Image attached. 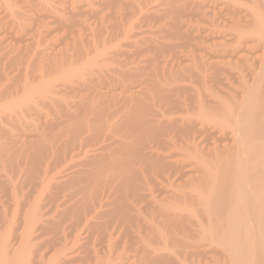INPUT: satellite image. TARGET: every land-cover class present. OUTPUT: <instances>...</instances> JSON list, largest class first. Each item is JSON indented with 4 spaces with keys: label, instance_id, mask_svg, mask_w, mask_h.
Returning <instances> with one entry per match:
<instances>
[{
    "label": "bare ground",
    "instance_id": "obj_1",
    "mask_svg": "<svg viewBox=\"0 0 264 264\" xmlns=\"http://www.w3.org/2000/svg\"><path fill=\"white\" fill-rule=\"evenodd\" d=\"M198 1L200 2V0ZM188 3H190V0ZM180 4L181 2H179ZM172 7L175 8V6ZM200 7L209 9L205 13L207 14L206 21L215 27L218 24L220 29L218 32H201L206 33L205 37H203L204 42L202 40L201 42H208L209 46L203 44L204 52L200 47L203 53L198 51L197 54H200L192 56L193 60H190L191 63H184L181 68L177 67L178 71L174 70L173 67L170 69L175 72L172 70V72H168L165 65L163 67L160 66V68H165L166 71L161 69L163 71L158 70V73L155 72L156 75L152 73L153 76H156V79L151 76L153 80H149L151 73L150 75L147 74V76L149 75L148 79L145 78L147 76L139 75L142 70L139 71L140 68L137 67L140 66L135 67V63L132 62L134 64L132 66L129 61H125L127 59L124 58L127 54L126 51L124 54L122 50L119 49L121 52L116 50L119 48L116 46L120 45V48H122V45L127 44H121V41H123L122 35L128 37L129 34H132V37L129 36L132 40L135 33L129 32L128 35H125L127 32L125 34L121 33V35L118 33L120 37L117 38L118 34L115 33V38H119L118 41L121 42L118 44L119 42L110 35V33L112 34L109 31L111 29L110 26L109 29L100 30V27L98 28L99 30H94L97 34L96 37L104 34L107 36L106 39L99 38V40H104V43L101 41L99 43L98 38L95 36L92 38L94 31L92 35H89L91 36L89 38L93 39V41H87L88 39L84 38L78 39L82 40V44L80 41L76 42H78V45L79 43L83 45V40L87 39V44L91 47L88 48L92 51L90 52L84 49L85 46H82L81 49L84 50L83 56H86L89 53L93 54L94 48V52L100 53L103 51H98L96 47L101 49L104 44L106 46L110 37L112 41L115 40L117 42V45L114 42L115 47L113 46L116 48H113L116 52L113 49L112 52L115 54L117 52L122 53L123 55L117 53L118 57L114 54L117 58H120L119 55L122 60L124 58L123 61L121 60L122 62H118L119 59L111 61L110 54L102 52L103 55H109L107 59L102 60V62L107 60L106 64H104L106 69L102 68V62V64L99 63L102 66V70L98 68V63H95L99 70L95 65H93L94 67L91 65L87 72L82 71L80 75H74L75 69H69L71 66L67 65V72L64 73L66 69L64 66L63 72L61 71L60 73V67L63 64L60 66L61 62L57 63L56 61V69L54 68L56 71L53 70L56 73L59 70L56 77L59 74L62 77V73H64V78L62 77L61 82L64 81L63 79L67 80V83L64 82L66 84L61 83L62 86L64 84L62 87L59 84L61 79L57 78L59 83H57L56 77H54L55 80L51 79L56 74L50 73L51 70L43 72L45 69H37L38 73L42 70L40 75H42L41 73L49 74L48 76L43 74L47 76H44L45 79L42 75L44 80L48 79L46 81L42 80L40 75L35 72L37 70H34L33 67L28 76L29 64L34 62H31V57L27 56V62L30 60L29 64L27 63V67L23 63L21 65V67L24 66L23 71L24 69L27 71L24 73L20 72L21 75H18L19 73L17 75H15L16 73L14 74L17 76L15 77L16 80L23 76L22 74H26V76L20 77L21 79L16 82L18 85V81L20 83L22 79L25 80L24 83L22 82L23 80L21 81V84L23 83L22 86L18 85L21 87V94L16 88V91L13 89V86L10 85L11 83L7 84L5 82L8 86L3 85L0 87V90L2 88L0 101L15 95H20L19 97L26 101L25 103L21 98L24 106H21L20 110L18 105L20 115L22 113L26 115L29 112H35L32 110L33 107L39 105H45L47 108L50 105L56 107L53 108L52 113L48 112V114H53L56 110L57 113H55L58 115V110L62 107L58 103H60L59 101L64 103L68 112H70L67 119L68 124L64 125L61 121L57 122V126H64L62 128L59 127L55 133H53L55 127H51V130L54 129L52 132L53 138L51 137L53 141L51 146H54L51 147L52 154L48 152L50 150L46 147L45 150H40L39 148L44 146L41 144L42 146L39 147L40 141L37 142L35 138L36 140L34 139V141L35 143L37 142L40 151L36 152L41 155L38 157L39 155L37 156L34 153L36 154L34 156L39 163L48 160L46 172L47 169L56 170L58 168V173L64 174L60 177L57 173V176L56 171L53 170L55 173H52L55 176L49 177L51 178L50 180L48 178L49 185L54 186L57 190L61 189L60 194L69 189L64 187L69 186V183L72 184L70 189H73L77 182V187L75 186L76 188L73 189L76 194L80 190L92 188L90 192L92 199L88 193L90 189L86 192L90 200L85 196L86 194L83 195V192L80 191L81 195L86 198V203L84 204V201L81 202L84 197L80 195L83 198L78 201L84 204L82 206L77 205V203H80L76 202L77 200L72 204L71 201L76 198L75 196L66 197L73 198L71 200L66 199L62 195L65 200H69L71 205L68 202V206L64 199L63 202H61L62 199L58 201L56 203L58 205L55 206L57 210L53 214L55 215L54 217L42 213L44 209H42V203H40L39 205H34V208L31 207L32 209L28 210L26 208V211L23 210L25 214H21L23 219L21 218L20 222H14L13 216L11 217L12 221H5L2 218L7 225L6 230L0 234V264H264V0H205L200 3ZM194 9L196 8L194 7ZM143 16L144 14L142 18ZM146 16L149 15L145 14V19ZM56 20L59 22L58 19ZM187 21L190 22L189 19ZM41 22L44 25V22ZM115 23L117 24V22ZM69 25L71 28L72 23H68ZM28 28L27 31H29ZM64 28L66 30V27ZM203 29L202 27L201 31L205 30ZM157 31L156 35H158ZM114 32H116L115 28ZM29 33L31 32L29 31ZM168 34L170 35V33ZM39 35L41 38V34ZM127 37L124 42L130 41V38ZM146 37L141 38L139 36L140 40L144 42L154 40V37ZM76 39L74 37V42ZM66 40L68 39L66 38ZM94 40H97V44ZM140 40H137L136 45H139ZM163 40H166V37ZM187 40L190 39L188 38ZM91 41L93 46H95L93 49L92 45H90ZM131 42L133 44V41ZM163 42L161 41V43ZM170 42L172 41L170 40ZM68 43H70L69 40ZM71 46L73 45L71 44ZM139 46L142 47L143 44ZM75 48L77 47L75 46ZM125 48L124 50H126ZM72 49L74 50V48ZM102 49L108 52L105 48ZM67 50L71 49L67 48ZM82 50L80 53L78 49L75 51L80 55ZM142 50L144 54V49ZM156 50L161 51L159 49ZM185 50H183V53H185ZM75 51H69L72 56H68V53L65 55L61 54L64 55L61 57V61L62 58H65L62 63L68 62V59L70 63L73 60L70 57L74 58L73 55L76 58L77 53ZM23 53L25 54V52ZM96 53L93 55H96ZM141 53L142 51L140 55ZM183 53L181 54L184 55ZM39 54L40 52H38ZM46 55L49 54L46 53ZM89 55L85 58L88 59ZM97 55L100 56L98 53ZM140 55L139 57H142ZM151 55L153 56V54ZM185 55L184 57H186ZM80 56L82 57V54ZM147 56L149 55L147 54ZM21 58L24 57L21 56ZM33 59L32 61H34ZM108 59H110V62ZM149 61L145 60L144 62L146 64ZM37 62L39 61L37 60ZM72 62L71 65L73 66ZM53 63L52 66L54 65ZM69 63L68 65H70ZM42 65L38 66H47ZM155 65L157 66L158 64L155 63ZM170 65L168 66L170 67ZM57 66H60V69ZM78 68L80 67L78 66ZM20 69H16L17 72ZM31 71L36 74V78L40 77L41 79H38L41 81L39 82L32 74L33 81L36 80L38 82L36 84H39V86L36 85L37 87L34 86L36 81L31 82ZM159 71L162 74L159 75ZM9 76L7 77L9 78ZM137 76L147 81H142L138 78L136 80L135 77ZM55 83L60 86L58 87ZM12 84L18 88L15 83ZM33 87L36 89L33 90ZM135 88L137 89L135 90ZM132 89L137 94L135 92L129 94ZM62 90H66L67 92L64 91L63 93L66 92L68 95H65L73 96L74 99L71 98L72 101L70 102L69 100V103L65 101L67 102L65 104L64 100L66 98L64 99V97L66 96H61L63 100L61 97L55 98L56 96L64 95L62 93L57 95ZM34 93L38 94V96L35 95L39 97L37 100ZM25 106L26 108H24ZM52 107L50 106L49 109ZM61 111L63 112V108ZM12 113L11 111V114H9L11 118L15 112ZM47 116L51 117L50 115ZM5 120H7L6 117ZM54 121L53 125L56 124V120ZM58 123L60 124L58 125ZM49 125L46 124L45 127ZM34 141L32 142L34 143ZM25 142L21 143L25 144ZM28 144L30 145V143ZM47 145L49 146L50 144ZM32 146L35 147L37 145L32 144ZM28 150L31 151V149ZM4 151L1 152L4 153ZM30 155L33 154L31 153ZM4 158L6 157L4 156ZM29 167L32 168L31 166ZM40 171L42 172V170ZM28 172L32 173V171ZM36 173L38 172L36 171ZM48 175L45 174V179ZM39 176H41V173ZM87 183L90 187H87ZM91 184H93L92 187ZM98 184L101 185L102 190L97 189L98 194H95L96 192L94 193L93 191H96V189L93 186L96 187ZM62 187L64 190H62ZM72 191H70V194ZM53 194L54 199H58L57 193ZM92 194H95V196L93 195L94 198ZM42 195L41 192L39 196L42 197ZM100 196L102 198L107 197L104 199L105 203L101 202L102 200L99 203L97 199H100ZM38 199L36 198V200ZM59 204L65 208L60 207L62 210H58ZM52 206L54 207V204ZM7 210H10V207ZM13 211L18 212V209H13ZM3 212L6 211L4 210ZM5 218L6 220L8 219L7 217ZM14 219L16 220V218ZM121 243H123L122 246ZM98 247L106 248V252L101 253Z\"/></svg>",
    "mask_w": 264,
    "mask_h": 264
},
{
    "label": "rangeland",
    "instance_id": "obj_2",
    "mask_svg": "<svg viewBox=\"0 0 264 264\" xmlns=\"http://www.w3.org/2000/svg\"><path fill=\"white\" fill-rule=\"evenodd\" d=\"M172 1V2H171ZM181 2V4L180 5H182V6H180L179 5V2ZM189 2V0H0V87L1 86H3V85H7L8 83H11L10 85H12L13 86V89L16 91V89L17 90H19V94H21V92H20V90H21V87H19L18 85L20 84V86H22V84L24 83V79H22L21 81L23 82L22 84H21V81H20V83H19V81H18V85L16 84V82H17V80H20L21 78L20 77H22L23 78V76H26V74L24 75V74H22L23 76H18L19 77V79L17 78V80L15 79V77H17V76H15V75H17L18 73V75H21V73L23 72H26L27 70L26 69H24V71H23V68H24V66H26L27 67V65L29 64V62H30V60H31V62H34L33 64L32 63H30L29 65V72H28V76L30 75L29 73H30V70H32V67H33V69L34 70H37L38 68H40V69H42L43 68V70L45 69H47L46 71L44 70L43 72H49L50 70V73L52 72L53 74L54 73H56V72H54V71H56L55 69V66H56V61H57V63L59 62H61L59 65L60 66H62L61 64H63V66L62 67H60V66H57V68H59L60 69V73H61V71L63 72V67L65 66L66 67V69L64 70L65 72L64 73H66L67 71V66H71V67H69V69L70 68H74L75 69V72H74V75H80L81 73H82V71H88L87 69L88 68H90V66L92 65H95L96 66V64L95 63H98V68H100V70H102L101 69V64L103 63V69L105 68L106 69V66L104 65V64H106L105 62H107V60L105 61V62H102V60H104L105 58L107 59L108 58V56L109 55H103L102 54V52H105L104 54H110V58H112L111 59V61L112 60H118L119 59V61L118 62H120L121 60H122V58H121V54L122 53H119V52H121V51H119V49L120 50H122V52L125 54V51H126V55L124 56V58H127V59H125V61H129L130 62V64H132V62L133 63H135V67L136 66H140V67H137V68H140V70L139 71H143L144 69H146V70H144V72H142V74H141V72H139L140 74L139 75H141V76H147V74H149L150 75V73L152 74V73H154L155 74V72L156 73H158L157 71L158 70H161V69H163V68H160V66L161 67H163V66H165V68L167 67V69L166 70H168V72H172L173 70L172 69H170V68H173L174 70H177L178 71V69H177V67L178 68H181V67H183V65H184V63L185 64H187V63H191V59L193 58L192 56H195L196 54H197V52L199 51L200 53H203L204 51H203V49H204V45L205 46H207L208 45V42L207 43H202V42H204V38L203 37H205V35H206V33H209L208 31H214V32H218L219 31V29L220 28H218L219 27V25L217 24H215L216 25V27L214 26V25H211V24H209L206 20V16H207V14H205L208 10L206 9V8H202V7H200V3L202 2V1H205V0H200V2L198 1L197 2V0H190V3H188ZM195 1V2H194ZM165 2H168V3H165ZM170 2H171V5H170ZM174 2V3H173ZM184 2V3H183ZM186 2V3H185ZM162 3V4H161ZM164 3V4H163ZM175 3H177L178 4V6L180 7H178V6H176L177 4H175ZM193 3V4H192ZM74 4V5H73ZM125 6H124V5ZM128 4V5H127ZM167 4V5H166ZM196 4H199V5H196ZM166 5V6H165ZM189 5V6H188ZM193 5V6H192ZM77 6V7H76ZM171 8H170V7ZM172 6H175V8H173ZM190 6H192V7H190ZM176 7H177V9H176ZM194 7L196 8V9H194ZM173 8V9H172ZM166 9V10H165ZM167 9H168V12H167ZM171 9V10H170ZM175 9H176V11H175ZM181 9V10H180ZM195 11H194V10ZM200 10L199 11V13H198V10ZM206 9V10H205ZM58 10V11H57ZM174 10V11H173ZM183 10V11H182ZM196 10H197V12H196ZM202 10V11H201ZM205 10V11H204ZM187 11V12H186ZM204 11V12H203ZM58 12H59V14H58ZM121 12V13H120ZM175 14H174V13ZM182 12V13H181ZM196 14H195V13ZM201 12V13H200ZM56 13V14H55ZM73 13V14H72ZM123 13V14H122ZM159 13V14H158ZM181 15H180V14ZM185 13V14H184ZM55 14V15H54ZM121 14V15H120ZM144 14V16H143V18H142V15ZM145 14H147V15H149V16H146V19H145ZM155 14V15H154ZM177 14V15H176ZM179 14V15H178ZM74 15V16H73ZM159 15V16H158ZM176 15V16H175ZM184 15V16H183ZM197 15H199V16H197ZM204 15V16H203ZM59 16H60V19H59ZM123 16V17H122ZM178 16V17H177ZM196 16V17H195ZM201 16V17H200ZM54 17V18H53ZM62 17V18H61ZM69 17V18H68ZM149 17V18H148ZM152 17V18H151ZM188 17V18H187ZM123 18H124V20H123ZM183 20H182V19ZM193 18V19H192ZM56 19H58L59 20V22L56 20ZM187 19H189L190 20V22L189 21H187ZM192 19V20H191ZM43 21L44 22V25H42L41 23V21ZM56 20V21H55ZM61 20V21H60ZM73 20V21H72ZM176 20V21H175ZM179 20V21H178ZM194 20V21H193ZM200 20H201V23H200ZM67 21H69V22H66ZM76 21V22H75ZM123 21V22H122ZM171 21V22H170ZM172 21H173V23H172ZM196 21H198V22H196ZM203 21V22H202ZM30 22H31V24H30ZM51 22H52V24H51ZM62 22V23H61ZM70 22L72 23V27L70 28V25L68 26V23L70 24ZM115 22H117V24L115 23ZM119 22V23H118ZM170 22V23H169ZM178 23V24H176V23ZM183 22V23H182ZM185 22H186V24H185ZM38 23H39V26H38ZM61 23V24H60ZM30 24V25H29ZM33 24H35V25H33ZM55 24V25H54ZM75 24H76V26H75ZM118 24H120V25H118ZM197 24V25H196ZM40 25H42V26H40ZM65 25V26H64ZM113 25V26H112ZM115 25V26H114ZM122 25V26H121ZM136 25H137V27H136ZM168 25V26H167ZM190 25H191V27H190ZM199 25V26H198ZM33 26V27H32ZM59 26H61L60 28H59ZM62 26H64V27H66V30H65V28L64 27H62ZM111 26V29L109 30L110 32H112V34L109 32V31H107V32H109L110 33V35H112L113 36V38L115 39V40H117V42H119L118 41V39H116L117 37H120V35H121V33L122 34H125L126 32V34L125 35H128L129 34V32L131 33H135L134 34V39H132L131 40V38L129 37V36H131L132 37V34H129V36L127 37V38H130L129 40V42L127 41H125L124 42V39L126 38L124 35H122L123 37H122V39H123V41H121V42H119L118 44H124V43H127L126 45H122L121 47L122 48H120V45L119 46H116V47H119L118 49H116V48H114L115 46V44L117 43V42H115V40L114 41H112L111 39L112 38H110L109 37V39L111 40H107V45L105 46V44H104V46L103 47H101V49H99V47H96V48H98L97 50L98 51H101V50H103V51H101L100 53L99 52H97L99 55L100 54H102V55H100V56H98L97 55V53L96 52H94L95 51V48L93 49V47H95V46H93V44H92V41H93V39H90L89 37H91V36H89V35H92L94 32V35H92V38H93V36H95L96 37V31H94V30H99L98 28H100L101 27V29L100 30H105V28H108L109 29V27ZM116 26H119V27H116ZM133 26V27H132ZM167 26V27H166ZM195 26V27H194ZM205 29H203L204 31H201L202 30V27ZM29 27V28H28ZM43 27V28H42ZM135 27H136V29H135ZM170 27V28H169ZM176 27H178V28H176ZM194 27V28H193ZM198 27V28H197ZM27 28H28V30L31 32V33H29L28 34V32L29 31H27ZM30 28H32V29H30ZM114 28H115V31L116 32H114ZM116 28H117V30H116ZM123 30H122V29ZM134 30H132V29ZM164 28V29H163ZM200 28V29H199ZM207 28H209V29H207ZM214 28H215V30H214ZM37 29V30H36ZM43 29V30H42ZM63 29V30H62ZM119 29V30H118ZM167 29V30H166ZM173 29V30H172ZM189 29V30H188ZM207 29V30H206ZM68 30V31H67ZM107 30V29H106ZM131 30V31H130ZM158 30V31H157ZM163 30H165V31H163ZM27 31V32H26ZM37 31V32H36ZM45 31H48V32H45ZM65 31V32H64ZM72 32L71 34H70V32ZM94 31V32H93ZM138 31V32H137ZM140 31V32H139ZM156 31H157V33H158V35H156ZM179 31V32H178ZM192 31V32H191ZM199 31V32H198ZM205 31H207L206 33H201V32H205ZM41 32V33H40ZM45 32V33H44ZM93 32V33H92ZM101 32V31H100ZM99 32V33H100ZM104 32V31H103ZM152 32V34H150V33ZM155 32V33H154ZM173 32V33H172ZM181 32V33H180ZM189 32V33H188ZM196 32V33H195ZM41 34V38H40V35L39 34ZM65 33V34H64ZM67 33V34H66ZM70 35H69V34ZM97 33H98V31H97ZM115 33L116 34H118V36H116L115 35ZM155 35H154V34ZM159 33H160V35H159ZM161 33H163V34H161ZM168 33H170V35L168 34ZM177 33V34H176ZM187 33V34H186ZM192 33H194V34H192ZM32 34H34V35H32ZM73 34H74V36H73ZM138 34V35H137ZM140 34V35H139ZM149 34V35H148ZM168 36H167V35ZM172 34V35H171ZM180 34V35H179ZM189 34V35H188ZM197 34V35H196ZM202 34V35H201ZM204 34V35H203ZM32 35V36H31ZM46 35V36H45ZM76 35V36H75ZM105 35V34H104ZM100 36L101 38H103V39H106V35L105 36ZM116 36V38H115V36ZM153 35V36H152ZM177 35V36H176ZM179 35V36H178ZM190 35H191V37H190ZM200 35V36H199ZM64 37L63 39H62V37ZM82 36V37H81ZM99 36V35H98ZM96 37V38H98V41H99V43H100V41L101 42H103L102 41V39L101 40H99V38L100 37ZM139 36H141V38L142 37H145V36H149V38H153L154 40H150V42H144V41H141L140 40V38H139ZM160 36H162L163 37V39H164V37H166V40H163L162 39V37H160ZM175 36V37H174ZM181 36V37H180ZM199 36V37H198ZM72 37V38H71ZM74 37L75 38H77L76 40H75V42H74ZM105 37V38H104ZM136 37V38H135ZM146 37V38H147ZM160 37V38H159ZM201 37V38H200ZM40 40H39V39ZM44 38V39H43ZM61 39V41H60V39ZM66 38L70 41V43H68V40H66ZM84 38H87L86 40L87 41H90V40H92L91 41V44L90 45H92V49H93V54L94 53H96V55H93V54H91V53H89V54H91V55H89V58L88 59H86L85 57L86 56H88V55H84L83 56V54H84V50H82L81 48H82V46H85V48L84 49H87V50H89V48H91L90 46H89V44H87V41L86 40H83L84 41V43H83V45H81L82 43H81V41L80 40H78V39H84ZM138 38V39H137ZM186 40H185V39ZM190 39V40H187V39ZM193 38V39H192ZM195 38V39H194ZM59 39V40H58ZM95 39V38H94ZM122 39H120V40H122ZM162 39V40H161ZM168 39V40H167ZM173 39V40H172ZM177 41H176V40ZM182 39V40H181ZM127 40V39H126ZM137 40H140L141 41V43H140V41H139V45L141 44V46H142V44H143V46H144V48H143V46L142 47H140L139 45H136V42H138ZM170 40L172 41V42H170ZM178 40H180V41H178ZM192 40V41H191ZM201 40H202V42H201ZM212 40V39H211ZM39 41V42H38ZM76 41H80V43H79V45H78V42H76ZM97 41V40H96ZM95 40H94V42H96ZM106 41V40H105ZM131 41H133V44H132V42ZM161 41H164L163 43H161ZM185 41V42H184ZM187 41V42H186ZM194 41V42H193ZM72 42V43H71ZM86 42V43H85ZM114 42H115V44H114ZM143 42V43H142ZM152 42V43H151ZM157 42H159V43H157ZM166 42V43H165ZM168 42V43H167ZM170 42V43H169ZM177 42V43H176ZM199 42V43H198ZM200 42H201V44H200ZM206 42V41H205ZM212 42H213V40H212ZM74 43H75V45H74ZM88 43H90V42H88ZM99 43H98V45H99ZM104 43V42H103ZM109 43H112V44H109ZM147 43V44H146ZM149 43H150V45H149ZM174 45H173V44ZM39 44V45H38ZM71 44L74 46H71ZM96 44H97V42H96ZM102 44V43H101ZM146 44V45H145ZM153 44V45H152ZM157 44H159V45H157ZM167 44V45H166ZM170 44V45H169ZM194 44H196V45H194ZM197 44H198V46H197ZM204 44V45H203ZM210 44V43H209ZM61 45V46H60ZM70 45V46H69ZM78 45V46H77ZM81 45V46H80ZM103 45V44H102ZM117 45V44H116ZM131 47H130V46ZM163 45V46H162ZM169 45V46H168ZM179 47H178V46ZM194 45V46H193ZM64 48H63V47ZM66 46H69V47H66ZM75 46L77 47V48H75ZM97 46V45H96ZM114 46V47H113ZM126 47L125 49L126 50H124V47ZM137 46V47H136ZM153 46H155V47H153ZM174 46V47H173ZM187 46H188V48H187ZM209 46V45H208ZM61 47V48H60ZM65 47H66V49H65ZM79 47H80V49L82 50V57L79 55V53L81 52V50L79 49ZM89 47V48H88ZM158 47V48H157ZM162 47V48H161ZM165 47H168V48H171V49H168V48H165ZM194 47V48H193ZM199 47V48H198ZM200 47H201V49H202V51H201V49H200ZM29 48V49H28ZM67 48H69V49H71V50H69V51H75V50H77L78 49V51H79V53H77V51H75L77 54H76V58H75V56L73 55V57L74 58H72V57H70V59L73 61H71L72 63H73V66L71 65V62L69 63V59H68V57H67V59H68V62H64V63H62V61H64V59L62 58V61H61V57L62 56H64L65 54H67L68 53V56H72V55H70L69 54V51L67 50ZM72 48H74V50L72 49ZM102 48H105V50H107L108 52H106V51H104V49H102ZM116 49L117 51H119V52H117V53H119L120 55H119V57L120 58H117L118 56L114 53V52H116V50H114V49ZM133 48H134V50H133ZM151 48V49H150ZM186 49L184 52L185 53H183V50L184 49ZM192 48V49H191ZM112 49L114 50V52H112ZM138 49V50H137ZM142 49H144V54H143V50ZM155 49V50H154ZM156 49H159V50H161L160 52L158 51V50H156ZM174 49V50H173ZM28 50V51H27ZM42 50H43V53H42ZM58 50V51H57ZM64 50V51H63ZM65 50H67L66 52H65ZM136 50V51H135ZM167 50V51H166ZM168 50H169V52H168ZM63 51V53H61ZM90 51V50H89ZM88 51V52H89ZM92 51V50H91ZM90 51V52H91ZM128 51V52H127ZM132 52V53H130V52ZM135 51V52H134ZM142 51V53H141V55H140V52ZM145 51H146V55H145ZM157 51V52H156ZM179 52V53H173V52ZM192 51V52H191ZM23 52H25V54L23 53ZM28 52V53H27ZM38 52H40V56L38 55ZM75 52H73V53H75ZM110 52V53H109ZM112 52V53H111ZM152 52V53H151ZM159 52V53H158ZM164 52V53H163ZM166 52V53H165ZM9 53V54H8ZM30 53V54H29ZM35 53V54H34ZM36 53H37V55H36ZM46 53L47 54H49V55H46ZM86 54H87V52H85ZM128 53H130L129 55H128ZM157 53V54H156ZM163 53V54H162ZM169 53V54H168ZM170 53H172L173 54V56H172V54H170ZM181 53H183L186 57H184V55H182ZM187 53H188V55L189 56H191L190 58H189V56L187 55ZM200 53H198V54H200ZM18 54H19V56H18ZM21 54V55H20ZM26 54H28V55H26ZM60 54V55H59ZM61 54H64V55H61ZM72 54V53H71ZM112 54V55H111ZM117 56H115V55ZM135 54V55H134ZM142 54H143V56H142ZM147 54L149 55V56H147ZM151 54H153V56L151 55ZM155 54V55H154ZM159 54V55H158ZM174 54H176L175 56H174ZM191 54V55H190ZM192 54H194V55H192ZM197 54V55H198ZM34 55H35V58H34ZM123 55V54H122ZM127 55H128V57H127ZM139 55L140 56H142V57H139ZM147 56V57H145V56ZM180 55V56H179ZM181 55H182V57H183V60H182V57H181ZM12 56V57H11ZM21 56L22 57H24V58H21ZM30 58V60H29V62H27L28 60V57ZM49 56V57H48ZM131 56V57H130ZM155 56V57H154ZM169 56H170V58H169ZM179 56V57H178ZM187 56H188V58H187ZM18 57V58H17ZM77 57H79L80 58V60H79V58H77ZM115 57V58H114ZM123 57V56H122ZM135 57V58H134ZM137 57V58H136ZM143 57H145V58H143ZM34 58V59H33ZM38 58V59H37ZM83 58V59H82ZM84 58H85V60H84ZM114 58V59H113ZM124 58H123V60H124ZM147 58V59H146ZM159 58V59H158ZM186 58V59H185ZM11 59V60H10ZM13 59V60H12ZM18 59V60H17ZM25 59V60H24ZM32 59L34 60V61H32ZM66 59V60H67ZM83 61H82V60ZM137 61H136V60ZM138 59H139V61H138ZM151 60V61H149V60ZM158 59V60H157ZM167 59H169V60H167ZM37 60L39 61V62H37ZM65 60V61H66ZM109 60V62H110V59H108ZM122 60V61H123ZM149 61V63L148 62H146V64H145V62L144 61ZM155 60V61H154ZM161 60V61H160ZM166 60V61H165ZM193 60V59H192ZM11 61V62H10ZM15 61V62H14ZM19 61V62H18ZM21 61V62H20ZM36 61V62H35ZM121 61V62H122ZM124 61V62H125ZM182 61V62H181ZM185 61H190V62H185ZM41 62H43L42 64H44V65H47L48 63V65L47 66H44V67H40V66H38V65H41V66H43L42 64H39V63H41ZM54 62V63H53ZM102 62V63H101ZM129 62H127L128 64H129ZM138 62H140L141 63V65H140V63L138 64ZM150 62H152V63H150ZM153 62H155L156 64H158L157 66H159V67H157L156 65H155V63H153ZM160 64H159V63ZM181 64H180V63ZM21 63V64H20ZM22 63L24 64V66H22L21 67V65H22ZM28 63V64H27ZM37 65H36V64ZM52 63L54 64L53 66H52ZM68 63L70 64V65H68ZM99 63H101V64H99ZM126 63V64H127ZM172 63V64H171ZM183 63V64H182ZM14 64V65H13ZM16 64V65H15ZM34 64H35V66H34ZM129 64V65H130ZM137 64V65H136ZM164 64V65H163ZM171 64V65H170ZM18 65V66H17ZM33 65V66H32ZM67 65V66H66ZM143 65V66H142ZM153 65H154V67H153ZM168 65H170V67L168 66ZM177 65V66H176ZM18 68H17V67ZM20 66V67H19ZM51 66V67H50ZM78 66L80 67V68H78ZM132 66H134V64H132ZM145 66V67H144ZM146 66H148V67H146ZM172 66V67H171ZM176 66V67H175ZM30 67H31V69H30ZM50 67V68H49ZM53 67V68H52ZM64 67V68H65ZM94 67V66H93ZM92 67V68H93ZM142 67V68H141ZM144 67V68H143ZM157 67V68H156ZM19 68H21L20 69V71H18L17 72V70H19ZM36 68V69H35ZM52 68V69H51ZM55 68V69H54ZM91 68V69H92ZM96 68H97V66H96ZM97 68V69H98ZM153 68H155L153 71H152V69ZM165 68L163 69V70H165ZM169 68V69H168ZM17 69V70H16ZM97 69H95V70H97ZM22 70V71H21ZM33 70V71H34ZM39 70V69H38ZM38 70L37 71H35V72H37L38 73ZM54 70V71H53ZM99 70V69H98ZM163 70H161V71H163ZM165 70V71H166ZM170 70V71H169ZM172 70V71H171ZM16 71V72H15ZM33 71H31V77H32V79L30 78V77H28V78H30L31 79V82L33 81V76H32V74H34V72ZM40 71H42V70H40ZM40 71H39V75H40ZM58 72H59V70H57ZM161 71H159V75L160 74H162V73H160ZM21 72V73H20ZM33 72V73H32ZM57 72V73H58ZM149 72V73H148ZM173 72H175V71H173ZM16 73V74H15ZM57 73L55 74V76L53 75L52 77L53 78H51V79H54V77H56V75H57ZM64 73H62V77H63V74ZM15 74V75H14ZM42 75L43 74H47V76L49 75L48 73H41ZM143 74H145V75H143ZM9 76V78L7 77V76ZM38 75V76H39ZM42 75H40V77L42 78ZM45 75H43V78L45 79V77H47V76H45ZM51 75V74H50ZM61 74H59L58 76H60ZM149 75L147 76V77H145L146 79H148V77H149ZM156 75V74H155ZM5 76H6V78H5ZM36 76V74H34V77ZM45 76V77H44ZM56 77V81H58L57 83H59V79H61L60 80V85L62 86V84L61 83H64V82H66L67 80H65V79H63L64 81L63 82H61L62 81V77L60 76V77ZM151 76H153V74L152 75H150V77H149V80H153L152 78L154 77L155 79H156V76H153V77H151ZM10 77H11V80H10ZM40 77H35L36 78V80H41L40 79ZM51 77V76H50ZM50 77H48L49 79H50ZM143 77V78H144ZM8 78V79H7ZM25 78V77H24ZM42 78V80H44ZM57 78H59V79H57ZM64 78V77H63ZM140 79V80H142V78H140V77H135V79L136 80H138V79ZM6 79V80H5ZM154 79V80H155ZM13 80V81H12ZM35 80V81H36ZM38 80V81H39ZM46 80H48L47 78H46ZM46 80H44V81H46ZM55 80V79H54ZM148 80V81H149ZM35 81H33V82H35ZM142 81H147V80H142ZM5 82L7 83V84H5ZM30 82V81H29ZM30 82V83H31ZM39 82H41V81H39ZM140 82V81H139ZM12 83H15V85L16 86H18V88L17 87H14V85L12 84ZM36 83H38L37 81L35 82V85H34V83H32L35 87H37L36 85H38L39 86V84H36ZM43 83V82H42ZM57 83H55L56 85H57ZM67 83V82H66ZM66 83H64V84H66ZM31 84V85H32ZM57 85L58 87L60 86V85ZM64 84H63V86H64ZM8 86V85H7ZM62 86V87H63ZM6 87V86H5ZM16 88V89H15ZM29 89H32V88H29ZM36 89V88H35ZM34 89V87H33V90H35ZM59 89V88H58ZM61 89V88H60ZM137 88H135V90H136ZM1 90H2V88H1ZM0 90V91H1ZM14 90H12L13 92H15ZM23 90V89H22ZM64 91H66V90H62V92H60L59 94H57V95H60L61 93L62 94H64V95H60V96H56L55 98H59V97H61V96H66V97H64V99L66 98V100H64V102L65 101H67L68 103H69V100H70V102L72 101V99H74L73 98V96H67L68 94L65 92V93H63ZM132 92H129V94L130 93H136L137 94V92L136 91H134L133 89L131 90ZM117 93H118V91H117ZM65 94H67V95H65ZM128 94V93H127ZM128 94V95H129ZM38 96V94H36V93H34V96ZM70 95V94H69ZM74 95V94H73ZM20 96V95H19ZM18 95L16 96H13V97H10V98H8V99H6V100H1L0 101V211H1V215H0V220L3 218V219H5V221H12L11 220V217L13 216V221L15 222L16 221V223L19 221V220H21V218L23 219V214H25V211H26V208L29 210V209H32V208H34V205H36V204H40V203H42L41 204V207H43L42 209H44V211H42V209H41V211H42V213H45V215H47V216H52V217H54L55 215H53V214H55V210H57V208L55 207V206H57L56 205V203H58V201H60L61 199V202H63L64 200H65V198L66 197H69L70 195H71V197L73 196H75L76 198L79 196V198H74V200H72L71 198H66V199H71L72 201V204L74 203V201H76V202H80V201H78V200H81V198H83L84 196L83 195H85L86 194V192H87V190L88 189H90V188H86V189H84L83 191L82 190H80L81 192H83V195H81L82 193L79 191V193L78 194H76L75 192L76 191H74L73 189H75L77 186V182H76V185H74V187H73V191L70 189V187H72V184H70L69 183V186H64V187H68L69 189H67V190H65V192H64V194H63V192H61L62 194H60V188H59V190H57L54 186H51V185H49V180L51 179V178H49V177H54L55 176V174H53V173H55V172H53V170L54 171H56V175H57V173H58V168L55 170V169H53V170H48L47 169V172H46V168H47V165H46V163L48 162V160H45V162H43L42 161V163H39V161L37 160V158H35V156H36V154H37V156L39 155V149L40 150H45V147L46 148H48L50 151H48V152H51V154H52V148L51 147H54L53 145L51 146V142H53L52 141V138H53V135H52V132L54 131V129H55V131L53 132V133H55L58 129H59V127L60 128H62L65 124H68V117H69V114H70V112H68V110H67V107H65V105H64V103L62 102V101H59L60 103H58V105H62V107L61 108H59V113H58V115L56 114L57 112H56V110L54 111V113L53 114H48V112L50 113L51 111H53L54 109L53 108H56V107H52V105H50L52 108L51 109H49L50 108V106H48L49 108H47L45 105H39V106H36V107H33V111H35V112H29V113H27L26 115L24 114V113H22V115H20L21 113L19 112L20 110H21V106H24V103L22 104V102L21 101H23L20 97H19ZM35 96V97H36ZM55 96V95H54ZM68 97V98H67ZM19 98V99H18ZM39 97H36V100L38 99ZM72 98V99H71ZM10 99V100H9ZM61 99L63 100V97H61ZM60 99V100H61ZM20 100V101H19ZM4 101V102H3ZM18 102H19V104H18ZM24 102L26 103V101L24 100ZM67 102H65V104H67ZM20 103H21V105H20ZM8 105V106H7ZM10 105V106H9ZM11 105H14V106H11ZM18 105H19V107H18ZM26 105V104H25ZM45 106V107H44ZM17 107V108H16ZM13 108V109H12ZM20 110H19V109ZM23 108V107H22ZM24 108H26V106L24 107ZM36 108V109H35ZM46 108V109H45ZM62 108H63V112L61 111L62 110ZM11 109V110H10ZM15 109V110H14ZM35 109V110H34ZM50 111H49V110ZM18 110V111H17ZM32 110H30V111H32ZM46 110V111H45ZM74 110V109H73ZM73 110H71V111H73ZM11 111L16 115H14L13 113V117L11 118V116L9 115V114H11ZM10 112V113H9ZM19 112V113H18ZM68 112V113H67ZM8 113V114H7ZM52 113V112H51ZM19 114V115H18ZM32 114V115H31ZM39 114H41V115H39ZM50 115L51 117H52V119H51V117H49V116H47V115ZM3 115H5V116H3ZM43 115V116H42ZM56 115V116H55ZM7 116H9V117H7ZM18 116V117H17ZM42 116V117H41ZM54 116V117H53ZM58 116H60V118H58ZM5 117L7 118V120H5ZM15 118H17V119H15ZM19 118V119H18ZM58 119V120H57ZM61 119V120H60ZM4 120V121H3ZM46 120V121H45ZM48 120V121H47ZM54 120H56V124H54L53 125V123L55 122ZM66 120V121H65ZM1 121H3V122H1ZM50 121V122H49ZM51 121H53V122H51ZM63 122L62 124H64L63 126L62 125H60V126H57V122ZM39 122V123H38ZM48 122V123H47ZM42 124V125H41ZM45 124V125H44ZM46 124H51V125H49L48 127H45L46 126ZM60 123H58V125H59ZM56 125V126H55ZM51 127H55L53 130H51L52 128ZM58 127V128H57ZM34 130H35V133H34ZM43 132V133H42ZM49 132V133H48ZM51 133V134H50ZM48 134V135H47ZM38 135H40V136H38ZM35 136V137H34ZM24 137V138H23ZM52 137V138H51ZM37 140H36V139ZM31 139H33L32 141H34V139L38 142V141H40L39 142V147L40 146H44V147H38V144H37V142L35 143V141H34V143L32 142V141H30ZM51 139V140H50ZM15 140V141H14ZM17 140V141H16ZM25 140H26V142H25ZM30 141V142H29ZM43 141V142H42ZM46 141H47V143H46ZM48 141H49V143H48ZM24 143L25 142V144H22V143ZM28 143H30V145L28 144ZM36 144L37 146H35V147H33L32 146V144ZM55 143V142H54ZM42 144V145H41ZM45 144V145H44ZM47 144H50L49 146L47 145ZM14 145V146H13ZM20 147H19V146ZM25 146V147H24ZM18 147V148H17ZM24 148H25V152H24ZM35 148V149H34ZM39 148V149H38ZM27 149H31V151L30 150H28L27 151ZM38 149V150H37ZM53 149H55V148H53ZM5 150V151H4ZM23 150V151H22ZM34 150V151H33ZM4 151V153H2V152ZM22 153H21V152ZM36 151H39V152H36ZM28 152V153H27ZM30 152V153H29ZM19 153H21V154H19ZM26 153H27V155H26ZM33 154V155H30V154ZM34 153H36V154H34ZM6 154V155H5ZM12 155V157H11V155ZM29 154V155H28ZM9 155V156H8ZM15 155V156H14ZM20 155H21V158H20ZM24 155H26L25 157H22V156H24ZM35 155V156H34ZM41 155V154H40ZM40 155L38 156V157H40ZM46 155V154H45ZM2 156V157H1ZM4 156L6 157V158H4ZM29 156V157H28ZM19 157V158H18ZM31 157V158H30ZM1 158H2V161H1ZM27 158V159H26ZM3 159H5V160H3ZM10 159H11V162H10ZM31 159H33V160H31ZM21 160H23V161H21ZM25 160V161H24ZM5 161V162H4ZM15 161H16V163H15ZM18 161V162H17ZM20 161V162H19ZM30 161V162H29ZM37 161V162H36ZM3 162V163H2ZM32 162V163H31ZM36 162V163H35ZM21 163V164H20ZM45 163V164H44ZM15 164V165H14ZM17 164H18V166H17ZM23 164V165H22ZM27 164V165H26ZM29 164V165H28ZM32 164V165H31ZM34 164V165H33ZM39 164V166H37ZM41 164H43V165H41ZM15 166H17V167H15ZM27 166V167H26ZM29 166H31L32 168H30ZM33 166H34V168H33ZM36 166V167H35ZM13 168V170H11L12 168ZM42 167V168H41ZM44 167H45V169H44ZM11 168V169H10ZM19 168V169H18ZM21 168H22V170L24 171H22L21 170ZM37 168V169H36ZM15 169V170H14ZM18 169V170H17ZM27 169V171H25ZM30 169V170H29ZM32 169V170H31ZM38 169H39V171H38ZM59 169H61L60 167H59ZM40 170H42V172L40 171ZM20 171H22V172H20ZM28 171H32V173L31 172H28ZM36 171L38 172V173H36ZM20 172V173H19ZM27 172V173H26ZM53 172V173H52ZM59 172H60V170H59ZM19 173V174H18ZM40 173H41V176H39L40 175ZM43 173V174H42ZM29 174V175H28ZM31 174V175H30ZM37 174V175H36ZM45 174H49L47 177H46V179H45ZM51 174V175H50ZM25 175H26V179H25ZM34 175H35V177H34ZM44 177H43V176ZM52 175H54V176H52ZM58 175L60 176V177H62V175H64V174H60V173H58ZM57 175V176H58ZM21 176V177H20ZM22 176H24V177H22ZM39 177V178H38ZM43 177V178H42ZM36 178V179H35ZM48 178H49V180H48ZM57 178H59V177H57ZM28 179V180H27ZM42 179H45V180H42ZM35 180V182H33ZM26 181V182H25ZM41 181V182H40ZM21 184H22V186H21ZM45 185V186H44ZM66 185H68V184H66ZM71 185V186H70ZM83 185H86V184H83ZM87 185H88V183H87ZM92 185L93 184H91V187H92ZM37 188H36V187ZM51 186V187H50ZM76 186V187H75ZM22 189H21V188ZM87 187H90V185H88ZM97 187V188H96ZM96 187L95 186H93V188H95L96 189V191H93L95 194H98L97 192H98V190L97 189H99L100 191L102 190V188H101V185H96ZM101 189H100V188ZM15 188V189H14ZM63 188V187H62ZM65 188V189H66ZM43 189V190H42ZM95 189H93V190H95ZM17 190V191H16ZM53 190H54V192H53ZM55 190H57V191H55ZM62 190H64V188L62 189ZM72 191V192H74V193H72L71 192V194H70V191ZM32 191V192H31ZM59 191V192H58ZM92 191V188L90 189V190H88V193H89V195L91 194L90 192ZM28 192V194H26ZM41 192H42V197H40L39 195H41ZM57 193V195L59 196L58 197V199H54L55 197H53L54 196V194L52 195V193ZM67 192H68V194H67ZM85 192V193H84ZM32 193V194H31ZM87 193V194H88ZM50 194V195H49ZM73 194H76V195H73ZM87 194L85 195L88 199L91 197V195H90V197L89 196H87ZM95 194H92V196L94 195L95 196ZM16 195V196H15ZM27 195V196H26ZM65 196V198H63V196ZM80 195L81 196H83V197H80ZM39 196V197H38ZM48 196V197H47ZM51 198H50V197ZM56 196V195H55ZM94 196H93V198H94ZM14 197V198H13ZM17 197V198H16ZM27 197V198H26ZM57 197V196H56ZM23 198H25L24 200H23ZM35 198V199H34ZM36 198H39L38 200H36ZM47 198V199H46ZM51 200H50V199ZM97 198V197H96ZM99 198V197H98ZM107 198V197H106ZM106 198H102L101 196H100V199H97V200H99V203H100V200H102L101 202H104L105 203V201H104V199H106ZM19 199V200H18ZM64 199V200H63ZM85 197L83 198V200H81V202H83L84 201V204L86 203L85 202ZM91 199H92V197H91ZM90 200V199H89ZM24 201V202H23ZM35 201V202H34ZM37 201V202H36ZM51 201H53L52 203H51ZM57 201V202H56ZM107 201V200H106ZM15 202V203H14ZM26 202V203H25ZM48 202V203H47ZM61 202H59V203H61ZM64 202H69V200H65ZM77 203V205L78 206H82V205H84V204H82V203ZM98 202V201H97ZM21 203H23V204H21ZM25 203V204H24ZM31 203V204H30ZM70 203V202H69ZM69 203H68V206H69ZM88 203V202H87ZM3 204V205H2ZM20 204V205H19ZM30 205V208H29V205ZM43 204H45V205H43ZM54 204V207L52 206ZM97 204V203H96ZM2 205V206H1ZM11 205V206H10ZM25 205V206H24ZM27 205V206H26ZM33 205V206H32ZM47 205V207H45ZM70 205H71V203H70ZM20 206V207H19ZM65 206H67L66 204H65ZM5 207V208H4ZM9 207H10V210H7V209H9ZM18 207V208H17ZM32 207V208H31ZM45 207V208H44ZM63 207V209L65 208L64 206H61L60 204H59V208H58V210H62L61 208ZM3 208V209H2ZM13 209L14 210H16V209H18V212L17 211H13ZM21 209V210H20ZM5 210L6 212H3V211ZM23 210H25V211H23ZM8 211V212H7ZM51 211V212H50ZM14 212V213H13ZM22 212V213H21ZM3 213H5L4 215H2ZM15 215V217H14V215ZM22 214V215H21ZM22 217H21V216ZM3 216V217H2ZM17 216V217H16ZM5 217H7L8 219L6 220V218ZM20 217V218H19ZM10 218V219H9ZM14 218H16V220L14 219ZM3 219L0 221V234L1 233H3L6 229V225H7V223L5 222H3ZM20 222V221H19ZM5 225V226H4ZM123 245V243H121V246ZM98 250L101 252V253H104V252H106V248H104V249H102V248H100V247H98ZM133 255V254H132ZM131 255V256H132Z\"/></svg>",
    "mask_w": 264,
    "mask_h": 264
}]
</instances>
